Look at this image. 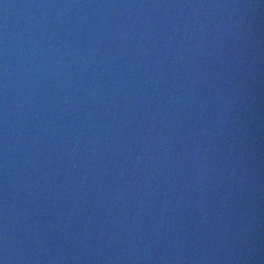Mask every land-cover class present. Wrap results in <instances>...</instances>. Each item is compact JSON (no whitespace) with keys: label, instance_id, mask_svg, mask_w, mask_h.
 <instances>
[{"label":"water","instance_id":"95a60500","mask_svg":"<svg viewBox=\"0 0 264 264\" xmlns=\"http://www.w3.org/2000/svg\"><path fill=\"white\" fill-rule=\"evenodd\" d=\"M0 264H264V0H0Z\"/></svg>","mask_w":264,"mask_h":264}]
</instances>
